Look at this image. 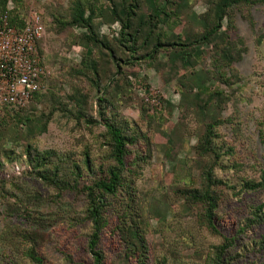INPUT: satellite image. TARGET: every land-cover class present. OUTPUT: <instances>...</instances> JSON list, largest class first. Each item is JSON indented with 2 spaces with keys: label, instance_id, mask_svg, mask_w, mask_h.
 <instances>
[{
  "label": "rangeland",
  "instance_id": "rangeland-1",
  "mask_svg": "<svg viewBox=\"0 0 264 264\" xmlns=\"http://www.w3.org/2000/svg\"><path fill=\"white\" fill-rule=\"evenodd\" d=\"M223 1L0 0L15 21L38 12L48 70L0 107V264H92L95 230L101 264H264V0ZM104 121L127 142L96 226Z\"/></svg>",
  "mask_w": 264,
  "mask_h": 264
},
{
  "label": "built area",
  "instance_id": "built-area-1",
  "mask_svg": "<svg viewBox=\"0 0 264 264\" xmlns=\"http://www.w3.org/2000/svg\"><path fill=\"white\" fill-rule=\"evenodd\" d=\"M12 4L0 13V106L24 107L44 84L48 70L36 45L42 33L38 12L29 10L21 25L9 22ZM157 101L150 98V104Z\"/></svg>",
  "mask_w": 264,
  "mask_h": 264
},
{
  "label": "trees",
  "instance_id": "trees-1",
  "mask_svg": "<svg viewBox=\"0 0 264 264\" xmlns=\"http://www.w3.org/2000/svg\"><path fill=\"white\" fill-rule=\"evenodd\" d=\"M5 0H1V2H4ZM236 0H228V1H223L220 4H218L217 6V10L221 13L222 8L224 6H227L228 3L231 2H235ZM9 22L11 24H15L20 26L21 25V20L19 21H15L12 20L11 17H8ZM219 19V18H218ZM116 20H119L121 22V27L124 25L122 19L117 16ZM73 22L74 23H78L81 26H84L87 28L88 32L91 33V35L96 33H93V30L91 29L90 26V22L89 19L83 18L82 17V11L79 9L76 11L74 18H73ZM125 26L128 27L127 24H125ZM219 27V23H215L212 26L209 27L208 30H206V33L204 34L203 38L211 35L214 33V31H216V29ZM123 30L124 29H117L116 32V36L119 38L120 36H123ZM129 38V35H127V39ZM37 49V46H36ZM181 57V56H180ZM37 94V92L33 93L31 98L34 97ZM159 100V98H158ZM160 102V101H159ZM0 107H5L8 109H18L21 107H13V106H0ZM103 125L106 129V132L109 136L110 139V155L111 158L113 160V164L111 166H109L106 170V176L103 179H98L96 181L93 182L92 186H85V190L87 193V196L89 197L88 199V215L92 220V223L96 226H98L99 224V219H100V214H99V210L101 207V195L104 194H113L116 186H118V184L120 183V173L123 169V167L125 166V154H126V142L127 139L125 137V135L121 132V130L113 123L104 121ZM244 186L247 188H250L252 186H254L253 184H249V183H244ZM93 190L98 191L99 193L96 194L93 192ZM195 198H199V199H206L207 202L209 203V205H211V202H213V199L211 198V196L206 192V190L201 194V196L199 197L198 195H196ZM207 225L210 227V229L212 230H216V225L214 222V219L212 217V215L210 214V212L208 211L207 213ZM255 218L260 220L261 219V215H255ZM97 231H93L90 239L88 241V250L90 251L91 255H92V260L93 263L92 264H101V255L100 252L98 250H96L95 245H96V240H97ZM221 255H217V257L215 256V261L213 262V264H219L221 262Z\"/></svg>",
  "mask_w": 264,
  "mask_h": 264
}]
</instances>
